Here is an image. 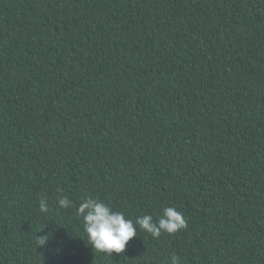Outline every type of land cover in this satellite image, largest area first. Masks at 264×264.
Segmentation results:
<instances>
[{
    "label": "trees",
    "instance_id": "1",
    "mask_svg": "<svg viewBox=\"0 0 264 264\" xmlns=\"http://www.w3.org/2000/svg\"><path fill=\"white\" fill-rule=\"evenodd\" d=\"M86 196L187 228L109 256ZM172 254L264 264V0H0V264Z\"/></svg>",
    "mask_w": 264,
    "mask_h": 264
},
{
    "label": "clouds",
    "instance_id": "2",
    "mask_svg": "<svg viewBox=\"0 0 264 264\" xmlns=\"http://www.w3.org/2000/svg\"><path fill=\"white\" fill-rule=\"evenodd\" d=\"M57 206L67 209L73 202L66 195H58ZM48 202L41 198L39 211L47 213ZM76 214L83 222L89 245L98 252L111 255L123 253L127 243L137 237V225L140 230L157 239L162 233L175 234L187 228V221L182 212L174 207H164L162 213L154 219L153 215L145 214L135 219L127 218L123 211H115L109 203L86 196L76 207ZM45 236H36L35 242L39 247L45 245ZM169 264H180V257L172 254Z\"/></svg>",
    "mask_w": 264,
    "mask_h": 264
}]
</instances>
